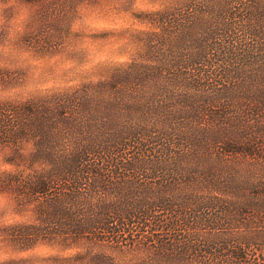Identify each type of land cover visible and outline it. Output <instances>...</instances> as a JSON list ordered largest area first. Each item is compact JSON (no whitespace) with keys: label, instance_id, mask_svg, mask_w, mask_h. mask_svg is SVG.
I'll list each match as a JSON object with an SVG mask.
<instances>
[{"label":"trees","instance_id":"1","mask_svg":"<svg viewBox=\"0 0 264 264\" xmlns=\"http://www.w3.org/2000/svg\"><path fill=\"white\" fill-rule=\"evenodd\" d=\"M100 1L27 0L16 44L72 53L71 20ZM143 15L139 58L94 86L0 102V194L31 218L0 242L54 264H264V0Z\"/></svg>","mask_w":264,"mask_h":264},{"label":"rangeland","instance_id":"2","mask_svg":"<svg viewBox=\"0 0 264 264\" xmlns=\"http://www.w3.org/2000/svg\"><path fill=\"white\" fill-rule=\"evenodd\" d=\"M26 1L0 0V34H5L0 43V69L8 70V75L20 80L19 85L0 89V102L22 103L94 86L114 66L139 58L137 45L132 41L139 31L149 29L140 19L145 12L185 3V0H102L95 5H82L70 22L67 48L72 53L41 58L16 44L29 17ZM154 61L155 67H159L160 56H154ZM30 148L24 146L23 152L28 153ZM10 152L0 149V171L12 170L4 163ZM30 219L26 213H16L8 196L0 194V228ZM56 255V251L44 246L11 252L0 242V264L14 260L20 264H54L49 258Z\"/></svg>","mask_w":264,"mask_h":264}]
</instances>
